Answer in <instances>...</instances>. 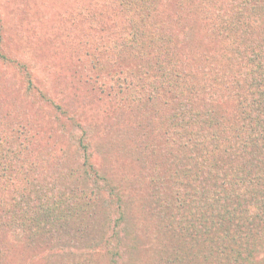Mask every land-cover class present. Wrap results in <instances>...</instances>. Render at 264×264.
Returning <instances> with one entry per match:
<instances>
[{
	"label": "rangeland",
	"instance_id": "374dc122",
	"mask_svg": "<svg viewBox=\"0 0 264 264\" xmlns=\"http://www.w3.org/2000/svg\"><path fill=\"white\" fill-rule=\"evenodd\" d=\"M141 2L0 0V217L6 220L0 222V264H211L234 257L223 239L236 240L234 250L245 257L241 264H264V194L252 197L260 208L250 221L237 217L218 224L208 218L211 194L232 195L228 186L243 165L192 157L189 135L196 127L181 124L206 117L185 118L176 94L182 61L193 63L198 55L193 49L207 54L211 66L249 46L252 33L261 41L264 14L235 17L230 40H219L210 0H162L160 21L167 33L158 35L165 41L158 54L146 43L154 36L151 27L134 29L124 11ZM173 4L185 16L192 7L190 14L202 19L203 36L192 37L190 16L186 27L171 29ZM135 30L140 33L131 51ZM140 52L152 61L146 64ZM146 70L157 77L167 72V78L147 84L140 79ZM196 78L183 74L186 95ZM259 79L255 90L264 75ZM223 97L241 130L244 107L254 96ZM256 115L250 127L262 141L264 124ZM179 171L188 177L183 189L172 184ZM236 196L241 204L242 195ZM249 200L245 196L247 204L238 206L247 219ZM182 223L192 233L185 248Z\"/></svg>",
	"mask_w": 264,
	"mask_h": 264
},
{
	"label": "trees",
	"instance_id": "16d2710c",
	"mask_svg": "<svg viewBox=\"0 0 264 264\" xmlns=\"http://www.w3.org/2000/svg\"><path fill=\"white\" fill-rule=\"evenodd\" d=\"M141 1L142 5H126L124 11H126L128 16L131 17L129 24L132 25L133 28L137 26H148L149 28L150 26L153 31L152 35L154 36L149 39V42L146 41L147 46L151 45L154 52L162 54L161 50L159 49H161V47L163 46V42L165 41L160 40L158 38V35H165L167 33V31L165 30V23H161L160 21V16L163 15L162 9L164 8V5L161 4L162 0ZM168 1L171 2V0ZM210 4L212 5L209 10L214 11V17L219 18V20L215 24L217 27L215 31L219 40H230L229 32H231L230 34L234 33V25L232 24V22L236 19L235 17L240 18L241 15L247 14L248 12L249 14L253 13L252 15H260L261 13L264 14V0H231V3H229L228 0H210ZM197 5L198 3L193 2V8L196 9ZM228 6L230 8H227ZM170 8L175 14L174 15L173 13H171L173 14V16L172 18H170L168 23V25H171L172 30H176L177 32L178 26L180 24L182 27H186L184 25H186V21H188L187 19H189L190 16V19L195 18L194 25L199 24V26H197V30L194 29V25H192L191 23L187 25L188 29H190L189 32L194 35L192 37L194 38L195 36H203L201 33L203 30L201 21L202 19L199 16L190 14L192 12V7H188L186 9L185 12L189 14L187 16H185V14L183 13V8L178 4L170 5ZM227 10H229V13ZM235 10H238L236 13L237 15L234 14ZM170 12L171 11H169V13ZM156 14L159 15V19L153 20L156 17ZM136 20L140 21L139 25ZM237 31L239 30L237 29ZM135 33H140V30H138V32H136V30L133 32L131 40L135 41V43L134 46H130L131 51H134L137 47V36H135ZM250 37L253 39V42L249 43V46L245 45L243 46V49H237V52L235 54L232 52V56L229 55L227 58L212 61L211 66L210 64L207 65V54L200 52L199 50H197V48H195V50L193 49V51H196L198 54L193 59L194 62L192 63L190 61H187V59L189 58H183L185 60L182 61L179 73L176 75V78L178 79V83L176 84V94L181 95V98L178 101L180 102V108H183L184 112L186 113L185 118H190L192 116L197 117L198 115H201L202 117H204L205 115L206 117V120L199 121L197 118H194L189 123L181 124L192 125L193 127H196V131L191 130L189 135L191 137V142L193 140V144L191 147L192 157L198 158L200 156H203L209 158L212 161L216 160V162L218 163H223L224 158V163L232 160V163L235 162L236 164L237 162H240L243 165L242 170L239 169L236 182L233 185L230 184L228 186V189L232 188V195H228L229 197H224L223 199H221L222 194H218L219 191L213 195L211 194V205H207L208 218H210L212 222L215 219V222H218V224H221L226 220L232 221L237 217L240 218L241 222L252 220L254 212L258 211L257 208H260L257 206L256 202L252 200V197L256 193L264 194V140L261 141L260 139L254 137L252 133L254 132V128L250 127V124H253L255 126V122H258L256 113L260 115L259 119L264 124V112H260L261 110H264V83L260 88L255 90V79L261 80L259 78L261 77V75H264V37L260 36L262 40L259 42L255 37V34L252 33ZM202 44L204 45V43ZM190 53H192V50L189 52V54ZM189 54L186 53V55L184 54V56L186 57ZM131 55L134 56L132 52ZM259 56L263 57L262 61H257L256 58H258ZM140 59L144 60L146 64H149L152 61V57L145 52H140ZM154 72L155 71L151 72V75ZM145 74L147 77L140 79L147 84L152 80H164L165 77L167 78V72L162 76L158 75L160 77H157L156 75L151 76L149 74V70H146ZM183 74H188L191 77H197L195 79V83H192L191 85V90L187 88L189 92L192 91L190 92L192 94L186 95V87L185 80L183 79ZM200 74L201 77H198L197 75ZM213 77L215 79H213ZM210 89L213 92H210ZM241 93L243 95H247L249 93L250 98L252 96L254 97L248 100V106L244 107V110L246 112L245 118L247 119V121L246 126L241 127L240 130L235 128L234 126L232 120L233 113H228L226 111L227 108L229 109V103L227 99H224L223 96L233 94L234 97H240ZM255 93L259 95L258 100H261V102L257 101V103H261V105H263L261 106L258 104V106L260 107L258 109L259 111L257 110V108H255L258 107L257 105L255 106L254 103ZM181 129L183 131L187 130L183 127H181ZM184 134H188V131ZM178 139L184 141L181 137H178ZM178 153L179 156L176 155V158H179V161L182 162L183 159L181 158L183 152L178 151ZM251 163L253 166L251 165ZM238 165L239 164H237L236 167H238ZM10 166L12 165L10 164ZM216 168L217 167L215 166L214 171L216 173H222L221 170H218V168ZM178 177L179 179H177ZM184 178H186V180L188 179V177ZM184 178L183 172L179 171L174 176V180L176 181L172 183L173 187L176 188V185H178V189H183V180H185ZM199 179L200 177L197 174L196 180L198 184H200ZM165 180L166 179H163V181ZM179 181H182V183ZM161 184L164 185L162 181L160 185ZM196 187L197 186H195L194 188ZM216 187L218 188L219 186L216 185ZM236 194L242 195L243 202L241 204L238 203ZM245 196L250 199L248 204L253 205L247 206L245 208V213L249 212L248 219L246 216V218L244 217V213L242 214L241 207H238L247 204V202L244 201ZM214 203L217 205L215 206ZM263 207V204H261L260 209L262 210ZM0 214H2L1 211ZM259 215L260 213L256 217H258ZM0 222H6L5 214H3V217H0ZM187 226L188 225L183 223L180 226L181 232L179 240L182 241L180 242V248L187 247L192 237V233H186L189 231V229H187ZM197 226L198 225L195 224L194 226H192V228L196 229ZM198 232L199 230L195 233ZM201 238L202 237H199L191 241V245L199 244L200 241H202L200 240ZM232 240L233 243H230V241L227 239H223L222 242L224 244L225 251L232 254L234 257H226V259L218 258L215 259L211 264H241L240 260H243V258L245 257L240 254L237 255V251H235V248H233L234 244H236L237 242L234 239ZM207 252L209 254L211 253L210 250H207Z\"/></svg>",
	"mask_w": 264,
	"mask_h": 264
}]
</instances>
